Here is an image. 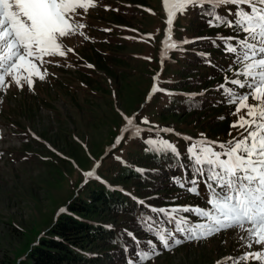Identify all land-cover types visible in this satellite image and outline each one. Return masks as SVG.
I'll return each instance as SVG.
<instances>
[{
    "label": "rangeland",
    "instance_id": "rangeland-1",
    "mask_svg": "<svg viewBox=\"0 0 264 264\" xmlns=\"http://www.w3.org/2000/svg\"><path fill=\"white\" fill-rule=\"evenodd\" d=\"M133 1L94 0L95 6L81 19L85 24L82 31L88 39L76 38L68 45L74 52L66 57L44 58L51 59V63L36 61L37 70L46 75L43 81L34 77V90L12 85L0 92V264H21L30 247L55 222L61 209L65 210L79 188L93 180L109 183L104 171L106 165L123 163L125 152L144 137L155 139L154 134L160 135L156 140L178 143V150H182L184 145L177 140L174 142V138L185 140L186 149L196 138L216 139L207 130L211 121L217 123L223 118L226 133L222 139L230 140L242 131L230 127L237 119L232 114L235 105L228 102L223 91L217 93L223 100L215 110L198 112L187 119L160 113L167 94L164 91L151 94V90L155 84L168 90L167 93L172 92L170 82L178 77L176 71L181 56L193 44H179L177 50L167 46L163 50L162 41L169 35L176 42L209 33L217 35L222 28L213 29L205 23L207 28L196 30L198 16L188 11L174 20L173 31L169 33L163 0ZM229 60L232 61V57ZM89 64L93 67L89 68ZM236 67L220 77L210 73L214 75L210 85L219 86L225 75L233 77ZM201 71L208 73L203 68ZM203 89L197 90L202 92ZM237 90L234 92L243 91ZM249 103L255 102L250 99ZM127 119L134 120L133 132L136 125L141 129L149 127L141 123L144 119L156 128L151 133L141 132L131 138L124 133L125 139L114 147ZM88 171L95 175L87 177ZM178 173L181 179L185 177ZM115 185L123 188L120 183ZM204 188V184L199 186L200 195L195 197L205 198ZM180 191L159 189V193L163 192L175 202L149 205L164 208L195 203L189 192L182 188ZM129 197L136 204L141 201L131 189ZM186 214L192 216L187 217L190 222H205L196 215ZM107 217V223L119 224L123 218H128L123 214ZM170 225L168 221V230L164 231L175 233V227L170 228ZM175 235L183 239L180 233ZM149 239L153 240L152 246L148 245ZM152 247H156L159 255L140 264H217V261L233 264L224 258L239 257L244 251H256L261 246L246 249L241 246L239 233L228 230L199 242L185 241L173 246L171 251L163 249L151 234L147 236L146 245L135 252L151 251ZM136 259L132 254L124 264ZM247 264L264 262L250 260Z\"/></svg>",
    "mask_w": 264,
    "mask_h": 264
},
{
    "label": "snow or ice",
    "instance_id": "snow-or-ice-1",
    "mask_svg": "<svg viewBox=\"0 0 264 264\" xmlns=\"http://www.w3.org/2000/svg\"><path fill=\"white\" fill-rule=\"evenodd\" d=\"M163 4L167 9L169 33L173 31L174 20L188 11H196L210 28L223 27L235 33L226 37L217 33L215 40L195 37L182 42H176L169 35L165 43L169 49L177 50L179 44L210 40L214 46L233 56L231 63L221 71H233V65L242 66L234 69L237 78L225 75L224 82L218 86L226 93L228 102L235 105L232 114L237 119L230 127L242 131L227 142L204 138L190 143L186 149L193 170L191 178L186 183L181 182L179 187L199 196L202 182L208 191L206 204L209 207L175 205L155 209L148 206L151 211L166 216L169 222L181 211L196 215L205 222H190L186 216L176 218L175 233H180L183 239L177 238L174 232L155 229L151 224L147 230L153 232L159 245L169 251L185 241L199 242L224 231L236 230L242 247H261L224 260L233 264H247L250 260L264 262V0H163ZM94 6V0H0V92L12 85L34 90V77L43 81L46 75L37 70L36 61L51 63V59L44 58L66 57L74 52V48L68 45L76 38L88 39L82 31L85 24L81 19ZM222 10L227 15L222 14ZM197 55L212 65L210 53L199 52ZM87 66L93 67L91 64ZM227 84L243 91L236 93L233 87L225 88ZM160 91L167 94L168 90L154 84L151 94ZM250 99L255 103H249ZM141 123L149 127L141 129L136 125L133 132L134 120L127 119L113 146L125 139L124 133L131 138L141 132L151 133L156 128L147 119ZM185 139L192 140L191 137ZM143 143L145 152L156 154L162 151L177 159L181 156L178 147L167 140L146 136ZM181 167L188 170L186 165ZM85 175L91 178L95 173L88 171ZM137 202L144 204V201ZM157 231L158 235L155 234ZM127 234L137 240L133 233ZM148 245H153L152 239L148 240ZM134 255L137 259L129 260L128 264L151 261L159 252L152 247L151 251H139Z\"/></svg>",
    "mask_w": 264,
    "mask_h": 264
},
{
    "label": "trees",
    "instance_id": "trees-1",
    "mask_svg": "<svg viewBox=\"0 0 264 264\" xmlns=\"http://www.w3.org/2000/svg\"><path fill=\"white\" fill-rule=\"evenodd\" d=\"M135 1L133 3H136ZM193 14L198 16L199 24L195 27L196 30L207 28L197 12L193 11ZM222 14L227 15L223 10ZM217 33H222L221 35L225 37L235 34L223 27ZM202 37L215 40L217 35L209 33ZM210 40H199L185 49L176 71L178 77L170 82L172 92L167 93V100L162 105L160 113L177 117L185 116L187 119L197 115L198 112L215 110L222 105V96L217 94L222 91L218 86L210 85V82L215 74L220 77L223 72H226L221 69H226V66L231 63L229 59L231 57L233 59V56L222 51L220 47L214 46ZM199 52L210 53L211 66L197 55ZM236 66L233 65V68ZM237 67L242 68V66ZM201 68L207 70L208 73H203ZM227 85L233 87L234 90L238 89L230 84ZM201 87L204 88L202 92L197 90ZM223 94L226 93L223 92ZM225 124L223 118L217 123L211 121L207 130L211 136L222 139L226 133ZM154 135L155 139L161 137ZM176 140L184 145L182 150L179 149L181 156L178 159L162 151L156 154L151 151L145 152L143 141H138L125 152L123 163L106 165L104 171L107 173L109 183L93 180L80 187L76 196L65 205V210L30 247L26 259L21 264H58L61 262L124 264L128 256L134 254L138 247L146 245L147 236L154 234L147 230L149 224L155 229L168 230L167 217L151 211L148 206L154 203L175 202L174 199L164 196L163 192L159 193V189H179L180 191L179 184L186 183L191 178L193 166L187 159L186 144L188 143L177 138L173 141L176 142ZM177 144L175 143L176 146ZM181 165H186L188 170L186 171ZM138 169L144 171L140 172ZM178 172L185 177L181 179ZM118 183L121 184L122 189L115 186ZM130 189L147 205L136 204V201L129 197ZM180 192L185 194V191ZM189 197L195 200V203L190 204L189 202L186 206L209 207L205 201L206 197L203 199H198L195 195ZM134 210L136 212H133ZM109 214H123L128 218H123L121 224L107 223ZM180 216L192 217L181 211L174 217L170 228L175 227V219ZM128 232L133 233L137 240L134 241L129 237ZM97 245L100 246L95 249Z\"/></svg>",
    "mask_w": 264,
    "mask_h": 264
},
{
    "label": "bare ground",
    "instance_id": "bare-ground-1",
    "mask_svg": "<svg viewBox=\"0 0 264 264\" xmlns=\"http://www.w3.org/2000/svg\"><path fill=\"white\" fill-rule=\"evenodd\" d=\"M165 7V6H164ZM170 7V6H169ZM165 40H166V38L162 41V43H161V47H163V46H165Z\"/></svg>",
    "mask_w": 264,
    "mask_h": 264
},
{
    "label": "water",
    "instance_id": "water-1",
    "mask_svg": "<svg viewBox=\"0 0 264 264\" xmlns=\"http://www.w3.org/2000/svg\"><path fill=\"white\" fill-rule=\"evenodd\" d=\"M59 212V211H58Z\"/></svg>",
    "mask_w": 264,
    "mask_h": 264
}]
</instances>
